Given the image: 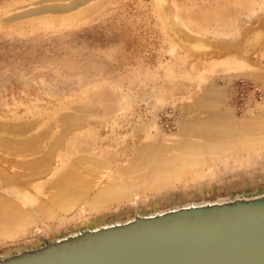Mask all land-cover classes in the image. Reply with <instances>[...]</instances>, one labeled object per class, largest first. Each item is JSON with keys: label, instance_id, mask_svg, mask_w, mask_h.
<instances>
[{"label": "rangeland", "instance_id": "obj_1", "mask_svg": "<svg viewBox=\"0 0 264 264\" xmlns=\"http://www.w3.org/2000/svg\"><path fill=\"white\" fill-rule=\"evenodd\" d=\"M71 1L0 0V122L47 121L76 104L98 105L85 127L67 135L57 150L56 166L76 152L117 161L118 155L105 142L112 140L111 130L124 132L123 125H131L129 117L147 119L150 131L171 132L176 129L177 101L191 100L188 94H179V87L192 82L189 93H193L211 80L222 83L218 76L224 72L241 73L254 67L244 58L214 57L211 42L241 37L244 27L264 12V0H87L70 9L52 7ZM170 22L193 42L174 32ZM194 40L203 45L198 47ZM233 83L237 99L246 93H252L254 101L261 98L250 81L239 77ZM102 174L118 179L112 166ZM52 176L32 179L27 187L6 185L5 192L22 206H33L46 196L41 184ZM235 180L239 182L230 184ZM259 185H264V146L187 172L167 187L136 195L122 207L83 215L98 210L76 205L81 206L78 216L74 212L71 217L73 207L65 219H44L30 224L18 237L0 239V253L40 243L88 220L113 219L137 209L151 211ZM182 193L185 197L178 198Z\"/></svg>", "mask_w": 264, "mask_h": 264}, {"label": "bare ground", "instance_id": "obj_2", "mask_svg": "<svg viewBox=\"0 0 264 264\" xmlns=\"http://www.w3.org/2000/svg\"><path fill=\"white\" fill-rule=\"evenodd\" d=\"M85 1L72 0L52 7L70 9ZM165 16L168 17L166 11ZM169 26L179 36L193 42L176 24L170 22ZM211 43L213 49L210 53L214 57L244 58L254 67L241 73L224 72L218 76L222 83L211 80L193 93H189L194 88L192 82L179 87V94H188L191 100L177 101L176 129L170 133L150 131L151 123L147 119L129 117L127 124L131 125L123 123L124 132L116 128L111 130L113 141L107 139L105 142L118 155L117 161L76 152L69 153L68 159L56 166L57 150L64 146L71 131L86 126L91 112L98 106L96 103L73 105V109L47 121L41 118L16 123L1 121L0 239L18 237L29 229L30 224L41 223L44 219H65L67 212L76 205L100 211L130 203L136 195L167 187L176 177L185 176L187 172L198 171L212 162L217 165L220 161L239 158L263 147L264 69L261 67H264V12L244 27L241 37L215 38ZM194 44L198 46L200 41L194 40ZM239 77L253 84L254 92L261 95L259 100L254 101L252 93L236 98L233 80ZM241 102L245 106L239 107ZM238 110H242V114ZM102 133L105 134L106 130ZM6 154L10 156L6 157ZM5 161L9 165H3ZM110 166L114 167L118 179L102 174ZM51 173L53 176L41 184L46 196L40 197L33 206H22L5 192L6 185L27 187L28 181L46 178ZM237 182L239 180L230 184ZM230 184L222 187H230ZM193 194L189 193V196ZM185 195L182 193L178 198Z\"/></svg>", "mask_w": 264, "mask_h": 264}, {"label": "water", "instance_id": "obj_3", "mask_svg": "<svg viewBox=\"0 0 264 264\" xmlns=\"http://www.w3.org/2000/svg\"><path fill=\"white\" fill-rule=\"evenodd\" d=\"M0 264H264V185L90 222Z\"/></svg>", "mask_w": 264, "mask_h": 264}, {"label": "crops", "instance_id": "obj_4", "mask_svg": "<svg viewBox=\"0 0 264 264\" xmlns=\"http://www.w3.org/2000/svg\"><path fill=\"white\" fill-rule=\"evenodd\" d=\"M133 202V201H132ZM132 202H130V203H132ZM129 202H126V203H124V204H121V205H114V206H111V207H108V208H106L105 210H98V211H92V213L91 212H87V213H84L83 215H85V214H93V213H98V212H103V211H106V210H108V209H111V208H113V207H122V206H124V205H126V204H130ZM77 209V210H76ZM81 210V206H77V207H75L72 211H71V213H70V215H71V217L73 216V215H75L74 214V212H77L76 214H77V216H78V213H79V211ZM83 215H79V217L80 216H83ZM70 218H68L67 220H69ZM62 222H66V220H64V221H62ZM62 222H59V223H62ZM53 223H58V222H51V224H53Z\"/></svg>", "mask_w": 264, "mask_h": 264}]
</instances>
